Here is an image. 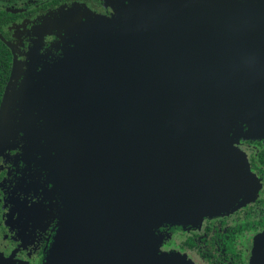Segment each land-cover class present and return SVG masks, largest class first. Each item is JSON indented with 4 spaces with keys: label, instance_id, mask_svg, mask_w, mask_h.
<instances>
[{
    "label": "water",
    "instance_id": "1",
    "mask_svg": "<svg viewBox=\"0 0 264 264\" xmlns=\"http://www.w3.org/2000/svg\"><path fill=\"white\" fill-rule=\"evenodd\" d=\"M112 1L45 70L62 204L45 264H192L156 230L256 192L234 143L264 138V0Z\"/></svg>",
    "mask_w": 264,
    "mask_h": 264
},
{
    "label": "flooded vegetation",
    "instance_id": "2",
    "mask_svg": "<svg viewBox=\"0 0 264 264\" xmlns=\"http://www.w3.org/2000/svg\"><path fill=\"white\" fill-rule=\"evenodd\" d=\"M72 6L92 17L112 12L105 0H0V264H45L58 228L60 188L51 189L41 161L43 145L57 135L45 70L62 52L60 28L48 29L46 21ZM234 145L256 179L252 198H237L197 224H162L160 251L192 264H264V138H238Z\"/></svg>",
    "mask_w": 264,
    "mask_h": 264
},
{
    "label": "rangeland",
    "instance_id": "3",
    "mask_svg": "<svg viewBox=\"0 0 264 264\" xmlns=\"http://www.w3.org/2000/svg\"><path fill=\"white\" fill-rule=\"evenodd\" d=\"M111 1L112 0H105V3L110 6ZM114 2L115 1L113 0L112 3ZM84 15H86L88 19L92 17V14L86 11V8L82 6H72L71 8L61 7L56 12L52 13V17H50L48 21H46V28L48 27V29H50L51 26H55L57 27V29L60 28V31L58 30V32L60 33L59 42L61 45V52L72 45L70 43L72 37H76V39L78 37V40H82L85 38V34H89V32L94 31V26L90 24L88 25L87 19H84V21H82V18L79 17H83ZM94 17L108 18V16H102L100 14H94L93 18ZM33 73L39 74L38 71H34ZM40 133H42V131Z\"/></svg>",
    "mask_w": 264,
    "mask_h": 264
}]
</instances>
